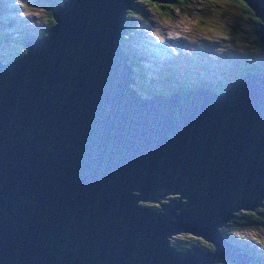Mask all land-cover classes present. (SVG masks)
Returning <instances> with one entry per match:
<instances>
[{
	"label": "water",
	"instance_id": "95a60500",
	"mask_svg": "<svg viewBox=\"0 0 264 264\" xmlns=\"http://www.w3.org/2000/svg\"><path fill=\"white\" fill-rule=\"evenodd\" d=\"M133 1L63 0L0 62V264H251L218 230L264 200V72L140 98ZM240 1L264 42V0ZM177 232L213 250L173 251Z\"/></svg>",
	"mask_w": 264,
	"mask_h": 264
},
{
	"label": "rangeland",
	"instance_id": "374dc122",
	"mask_svg": "<svg viewBox=\"0 0 264 264\" xmlns=\"http://www.w3.org/2000/svg\"><path fill=\"white\" fill-rule=\"evenodd\" d=\"M136 1L143 0H134L133 2ZM190 1L193 0L185 2L186 7L183 10L174 11L172 8L169 17L158 16L152 7L139 3L141 17L131 18V29L133 30L130 33L129 43L131 42L130 46L134 50L149 48L147 50L151 55L161 61L168 60L155 52L171 55V59L164 63L167 65V69L170 66L171 73H173L172 69H188L187 73L191 76L175 73L176 79L172 80L170 77L167 81L157 74L156 67L146 65V67H142L147 74L146 77L143 72L137 70L139 79L135 80L133 85L142 95L140 98L151 97L150 91H153V95H155L158 90L161 91L158 92L160 95H165L170 87L169 90L180 84H187V88L190 89H198L199 85L194 87L196 83L211 80L212 84L220 86L234 79L240 71H244L246 68L251 69L254 67L253 65H259L264 61V45L257 49L249 40H245L247 39L245 34L248 32L253 18L249 22L247 16L245 17L239 11L234 12V9L229 5V3L233 7L237 5L233 0H196L194 4ZM214 1L221 4L220 11H217L213 5ZM51 2L56 3L55 0H51ZM0 5L2 7L0 21L6 22L5 26H0V35H4L2 37H6L9 43L16 40L25 42L41 37L39 30L45 21L49 3L45 0H0ZM42 7L45 11L42 10ZM224 9L230 11L227 10L225 16L218 15V12L222 13ZM231 11L234 13L232 14ZM241 37H244V42L240 39ZM2 47L0 40V62H8L9 58H6L7 55L3 53ZM156 65L160 68L159 62H156ZM203 69L208 71L207 76H197L193 72L196 70L202 74L203 71L200 70ZM260 69L264 70V68ZM179 78L183 80L180 81ZM191 83L193 86L190 85ZM160 85H166V87L163 86L161 89ZM139 87L142 89H138ZM172 197L174 195H171ZM137 203L144 205L141 201ZM147 205L153 207L152 204L148 203ZM153 209H157V206ZM180 235L188 236L187 233H173L168 235V242L181 245L171 240ZM227 236L236 246L237 252L245 253L241 243L243 242L251 246L254 253L264 260V212L257 223L250 227L243 226L238 234H228ZM239 239H243V241H239ZM206 249L208 248L203 250Z\"/></svg>",
	"mask_w": 264,
	"mask_h": 264
},
{
	"label": "trees",
	"instance_id": "16d2710c",
	"mask_svg": "<svg viewBox=\"0 0 264 264\" xmlns=\"http://www.w3.org/2000/svg\"><path fill=\"white\" fill-rule=\"evenodd\" d=\"M45 1L47 3H49V8L46 11V13L48 15L47 14L45 15V21L43 23V26L41 27V30H39L40 36H42L45 33L44 31L46 29H48L49 26L52 24L50 12H52V10L55 8V6L60 4L63 0H55L56 3L51 2V0H45ZM186 1L187 0H175L173 2V4H169V5L151 3L147 0L138 1V2L136 1V2H132V4H131L132 9H130L129 11H127L124 14V18L122 21V25L124 28H123V32L121 33V36L119 38V47H120V50L122 52H124L123 55L126 56V58L124 59L125 60L124 64L130 67L131 71H130L129 75L134 79V81L139 79L137 70L140 72H143L144 75H147V74H145L142 67H146V65H151V61L149 59H147V57H145L144 55L139 56L136 53L128 51L129 41H130V33L133 30V29H131L132 28V19L131 18L132 17L136 18L137 16L141 17L140 16L141 8L139 6V3H142L148 7H152L154 9V11L158 13V16L169 17L171 14L172 8H174V11L183 10V8L186 7V4H185ZM233 2H235L237 5L234 7L230 3H229V5L231 6L232 9H234V12L239 11L240 13H242V15H245V17L247 16L249 22L253 18L251 26H249V30L245 34V37H247V39H245V40L246 41L249 40L254 47L259 49L262 45H264V42L258 41L257 38L253 34V31L256 29L258 20L256 19V21H254L255 17L251 16V14H250L251 12H249L250 11L249 8L242 1L233 0ZM190 3H193V4L196 3V0L190 1ZM213 5L217 8V11L221 10V8H220L221 4L218 3L217 1H214ZM46 6H48V5H46ZM43 7H42V10L45 11ZM227 10L224 9L222 11V13L218 12V15L222 14L223 16H225V12H227ZM1 11H2V7L0 6V12ZM228 11H230V10H228ZM234 12H232V14ZM42 28H43V32H42ZM36 35L38 36V33ZM2 36H4V35H2ZM2 36L0 35L1 44L3 45V47H2L3 53L7 55L6 58H9V60L11 58H15L23 49L22 48L23 40H16V41H12L11 43H9V41L6 40V37L3 38ZM243 38L244 37H241L240 39L243 41ZM252 68L254 69V71H258V72L262 73V71L260 69H258L256 66H254ZM156 71H158V72L160 71L159 76L161 75L160 77L165 78V80H167V81L170 79V77L172 79L174 78V76L171 74V68L169 67V69H167L166 64L161 65L160 68L158 67ZM200 71H205V70H200ZM173 72H174V70H173ZM244 73H246L245 70L243 71L242 74H244ZM233 80L234 79H232L229 82H226L220 86H215L211 82H207V83L206 82H204V83L198 82L194 85V87H196V85H199V86L204 87V89L212 91L213 94H222L226 90V88L232 83ZM180 81H182V80L180 79ZM163 86L166 87V85H160V88L162 89ZM191 86H193L192 83H191ZM174 87H172V89L169 90L171 88L170 87L168 89V93L165 95H168V94L173 93V92L178 93L181 90V89H174ZM180 87L182 89H184V86L182 84H180ZM140 88L141 87H139L138 89H140ZM184 90H182L180 92H183ZM158 92H161V91L158 90ZM158 92H156L155 95H159ZM137 94L139 97H142V95L140 94V92L138 90H137ZM152 94H153V91H150V95H152ZM156 206L157 205H154V207H156ZM263 212H264V200H261L259 202V205L256 208H254V210H239V211L233 213L230 220L225 224V226H222L218 230V232L221 234L223 233V235H225V236L228 234H235V233L238 234L239 230L243 226L250 227V225L257 223L260 220ZM171 240L176 241V242L181 244V245H175L174 242H172V243L168 242L171 246V250H173V251H184L190 247H196V246L198 249H201V250H203L205 248L212 250V248H213L211 245L202 241L200 238L195 237V236H191V235H188V236L180 235V236H178V238L176 237V238L171 239ZM239 241H243V239H239ZM241 243H242V246L246 245L243 242H241ZM245 254L250 256L251 261H249V262L251 264H264V260L262 258H260L259 256H257V254H255L253 250L250 249L249 252L245 250ZM212 264H230V263L222 262V261H216V262H213Z\"/></svg>",
	"mask_w": 264,
	"mask_h": 264
},
{
	"label": "flooded vegetation",
	"instance_id": "af4514ba",
	"mask_svg": "<svg viewBox=\"0 0 264 264\" xmlns=\"http://www.w3.org/2000/svg\"><path fill=\"white\" fill-rule=\"evenodd\" d=\"M1 6V5H0ZM250 10V9H249ZM249 12H251L250 14H251V16H253V14H252V11L250 10ZM254 17V16H253ZM255 20L254 21H256V18H254ZM5 24H6V22L5 23H3V22H1L0 21V26H5ZM131 43V42H130ZM129 43V44H130ZM128 51H131V52H133V53H136L130 46H129V49H128ZM253 66H256L258 69H260V68H264V61H262L259 65H253ZM203 70H205V69H203ZM262 72H264V70L263 69H260ZM245 71L246 72H248V71H254V69L253 68H246L245 69ZM188 71H187V69H182V70H179V68H177L176 70H174V72L173 73H171L173 76L175 75V73H180V74H184V75H186L187 77H191L190 76V74H188L187 73ZM194 72V74H197V76L198 75H202V76H207L208 74V71L207 70H205V71H203V73L201 74V73H199V72H197L196 70H194L193 71ZM242 73H243V70L242 71H240L239 73H238V75L236 76V77H234V80L235 79H237L239 76H241L242 75ZM185 77V76H184ZM194 77V76H193ZM198 78H203V77H198ZM181 78H179V80H180ZM172 80H175V77L172 79ZM181 80H183V79H181ZM233 80V81H234ZM207 82H211L212 83V81L210 80V81H206V83ZM202 83H204V82H202ZM133 84H135V81L133 80ZM183 86H184V89L185 90H187V89H190V88H187V84H182ZM191 85V84H190ZM199 88H204V87H202V86H200ZM174 89H181L180 91H182V90H184V89H182L181 87H180V85H175V87H174ZM184 90V91H185ZM179 91V92H180ZM243 248L246 250V251H248L249 252V250L251 249V250H253L252 249V247L251 246H248V245H243ZM247 255V254H246ZM213 263V262H212ZM212 263H210V264H212Z\"/></svg>",
	"mask_w": 264,
	"mask_h": 264
},
{
	"label": "bare ground",
	"instance_id": "6f19581e",
	"mask_svg": "<svg viewBox=\"0 0 264 264\" xmlns=\"http://www.w3.org/2000/svg\"><path fill=\"white\" fill-rule=\"evenodd\" d=\"M130 9H132V7L130 8ZM139 34V33H138ZM141 37V36H140ZM146 49H144L143 51H145ZM169 195H172V194H169ZM168 197H170V196H168ZM212 250H213V248H212ZM212 250H208V249H206L205 251H212ZM223 262V261H222Z\"/></svg>",
	"mask_w": 264,
	"mask_h": 264
}]
</instances>
